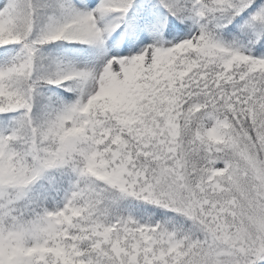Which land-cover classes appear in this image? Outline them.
<instances>
[{"label":"snow or ice","instance_id":"6c2138e0","mask_svg":"<svg viewBox=\"0 0 264 264\" xmlns=\"http://www.w3.org/2000/svg\"><path fill=\"white\" fill-rule=\"evenodd\" d=\"M0 264H264V0H0Z\"/></svg>","mask_w":264,"mask_h":264}]
</instances>
